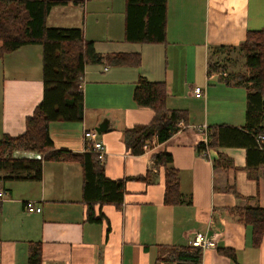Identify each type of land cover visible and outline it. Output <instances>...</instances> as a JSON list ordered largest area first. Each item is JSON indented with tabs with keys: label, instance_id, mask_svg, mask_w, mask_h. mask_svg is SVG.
<instances>
[{
	"label": "crops",
	"instance_id": "0c3cea01",
	"mask_svg": "<svg viewBox=\"0 0 264 264\" xmlns=\"http://www.w3.org/2000/svg\"><path fill=\"white\" fill-rule=\"evenodd\" d=\"M54 10L50 26L83 27L98 52L142 56L140 66L86 65L84 120L50 124L55 148L75 153L84 150V131L104 124L105 172L124 179L126 193L120 204H95V216H102L95 222L88 218L80 162L46 161L41 180H10L0 172L5 192L0 264H28L31 246L38 242L42 264H174L167 260L170 247L190 246L197 233L216 240L203 250L200 264H264V236L256 246L251 228L229 215L238 205L264 207V165L248 168L244 146L197 149L208 140L210 127L246 123V88L226 84L219 72L208 73V60L212 47L238 46L248 30L264 27V0H168L166 39L156 43L126 40V0H69L51 10L47 23ZM42 64L38 44L7 53L0 62V139L25 131L43 98ZM142 76L165 81L168 107L187 110L188 121H181V129L166 142L153 139L143 153L134 154L126 130L154 116L153 109L134 100ZM217 78L218 83H210ZM196 87L205 90L203 96H196ZM160 152L173 157L182 203L165 202L166 167L154 166L153 159ZM28 200L42 210L28 212ZM220 248L233 249L237 260Z\"/></svg>",
	"mask_w": 264,
	"mask_h": 264
},
{
	"label": "trees",
	"instance_id": "16d2710c",
	"mask_svg": "<svg viewBox=\"0 0 264 264\" xmlns=\"http://www.w3.org/2000/svg\"><path fill=\"white\" fill-rule=\"evenodd\" d=\"M69 0H0V62L5 54L24 45L42 47L44 84L43 98L33 114L26 120L23 133L5 134L0 139V172L10 180H41L46 161H78L83 167V196L88 204V218L99 222L94 206L99 203H117L124 200V179H111L106 175L104 163L92 152L75 153L56 149L50 134L55 121L82 122L85 115L83 79L86 65L107 63L113 66H140L139 52L102 54L87 40L83 27L50 26L51 10ZM168 0H126L125 38L130 42L156 43L166 39ZM239 49L245 54V73L228 72L220 53ZM220 75L226 84L242 85L247 91L246 123L242 127L216 125L208 129V140L198 145L200 153L215 145L244 146L247 148L248 168L264 165V27L248 30L238 46H214L208 60V73ZM168 91L165 81H151L142 76L136 82L134 100L139 106L154 110L147 124H136L126 130V142L134 154L145 151V145L164 143L181 129L179 123L188 121L185 109L167 105ZM21 153H33V156ZM154 166L166 167L165 202L184 201L180 191V175L172 165L168 152L153 156ZM150 176V175H148ZM145 178V177H144ZM146 179V178H145ZM237 197L241 198L235 190ZM231 218L251 228L253 243L259 246L264 236V207L238 205L229 209ZM220 252L236 261V252L220 248ZM203 251L193 246H171L167 260L174 264H200ZM42 245L31 246L28 264H42Z\"/></svg>",
	"mask_w": 264,
	"mask_h": 264
},
{
	"label": "built area",
	"instance_id": "2783aa9c",
	"mask_svg": "<svg viewBox=\"0 0 264 264\" xmlns=\"http://www.w3.org/2000/svg\"><path fill=\"white\" fill-rule=\"evenodd\" d=\"M220 74L226 75V72H221ZM210 76H208L209 78ZM195 94L197 97H201L204 95L205 90L202 87H196L194 89ZM182 122L179 123L181 125ZM206 131V128L204 129ZM207 132V131H206ZM84 150L83 152H94L98 159H100L102 162H104L106 158V147L100 138V133L98 132L97 129L91 128V129H86L84 131ZM264 139V135L260 134L259 135V140ZM207 141V139H206ZM149 145L148 143L145 145V149L148 148ZM5 197V192L3 189H0V202L4 199ZM25 208L28 212H40L42 208L40 206H37L35 201L33 200H28L24 202ZM216 245V240L214 238L208 237L207 234L203 233H197L196 236L191 240V246L193 247H199L202 249H207L209 247H214Z\"/></svg>",
	"mask_w": 264,
	"mask_h": 264
},
{
	"label": "rangeland",
	"instance_id": "374dc122",
	"mask_svg": "<svg viewBox=\"0 0 264 264\" xmlns=\"http://www.w3.org/2000/svg\"><path fill=\"white\" fill-rule=\"evenodd\" d=\"M57 10H54V14L49 18L48 25L55 24L54 15ZM220 57L223 59V63H225L228 67V72H237V73H245V54L239 49L235 50H227L225 52L220 53ZM225 82L224 80H222ZM219 79L210 80L211 84L218 83ZM56 122V121H55Z\"/></svg>",
	"mask_w": 264,
	"mask_h": 264
},
{
	"label": "water",
	"instance_id": "95a60500",
	"mask_svg": "<svg viewBox=\"0 0 264 264\" xmlns=\"http://www.w3.org/2000/svg\"><path fill=\"white\" fill-rule=\"evenodd\" d=\"M96 129L98 130L99 133L103 132L104 124H100Z\"/></svg>",
	"mask_w": 264,
	"mask_h": 264
}]
</instances>
